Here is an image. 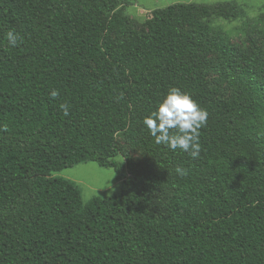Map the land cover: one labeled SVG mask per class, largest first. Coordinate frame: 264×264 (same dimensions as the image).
I'll use <instances>...</instances> for the list:
<instances>
[{"label":"trees","instance_id":"16d2710c","mask_svg":"<svg viewBox=\"0 0 264 264\" xmlns=\"http://www.w3.org/2000/svg\"><path fill=\"white\" fill-rule=\"evenodd\" d=\"M118 2L0 0V264H190L191 252L264 233V11L240 28L241 50L213 30L244 20L234 2L157 8L145 30ZM171 87L208 112L198 159L143 124ZM82 162L112 167L120 192L84 202L52 175Z\"/></svg>","mask_w":264,"mask_h":264},{"label":"rangeland","instance_id":"374dc122","mask_svg":"<svg viewBox=\"0 0 264 264\" xmlns=\"http://www.w3.org/2000/svg\"><path fill=\"white\" fill-rule=\"evenodd\" d=\"M221 2H234L245 11L244 20L236 18L226 20L217 18L213 21V30L226 36L230 43L241 50L248 48L240 28L247 20L255 19L264 11V0H119L117 10L127 16L137 30H145V21L154 9L166 7L175 3H202L215 5ZM117 33H113L116 37ZM264 50V43L260 39L255 41ZM208 64L215 60V55L206 54ZM217 76L211 72L208 81L211 87L216 85ZM222 94L227 96L229 91L225 85L221 86ZM123 149L136 161L142 162L145 155L139 149H134L123 137L118 136ZM123 163L122 157L114 159ZM54 177L64 178L74 184L80 191L84 202L93 197L109 198L118 194L122 188V181L118 179L112 167H101L95 162H82L71 167L52 173ZM158 206L155 205V209ZM238 251V254H234ZM190 264H264V233L254 236H241L234 242L220 244L213 250L206 248L194 251L188 255Z\"/></svg>","mask_w":264,"mask_h":264},{"label":"clouds","instance_id":"9594fccd","mask_svg":"<svg viewBox=\"0 0 264 264\" xmlns=\"http://www.w3.org/2000/svg\"><path fill=\"white\" fill-rule=\"evenodd\" d=\"M6 39L10 48L18 46L22 39L10 30L6 33ZM59 91L53 89L51 98L59 96ZM64 116L70 114L66 103L59 105ZM208 112L202 108L190 93L180 88L171 87L157 104L156 109L143 119V124L154 137L157 144H163L175 151L180 149L189 154L193 159H198L201 153L200 129L207 124ZM177 175H187V169L177 167Z\"/></svg>","mask_w":264,"mask_h":264}]
</instances>
